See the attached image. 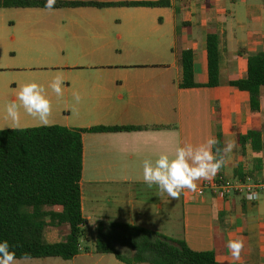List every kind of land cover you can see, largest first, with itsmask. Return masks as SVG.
<instances>
[{"label": "crops", "instance_id": "0c3cea01", "mask_svg": "<svg viewBox=\"0 0 264 264\" xmlns=\"http://www.w3.org/2000/svg\"><path fill=\"white\" fill-rule=\"evenodd\" d=\"M45 1V0H43ZM168 1L169 7H128ZM78 7L0 8V131L59 126L81 134L80 205L88 241L70 260H17L18 264H123L93 253L98 223L127 224L212 252L224 264H264V192L256 202L187 189L178 199L149 188L142 164L179 146L221 139L224 164L208 180L264 183V100L251 114L249 96L228 83L246 75L250 55L264 54V0H57ZM87 4L103 7L87 6ZM85 5V6H82ZM219 40L220 85L207 82L206 38ZM193 54L194 88L179 87L177 49ZM63 79L62 95L49 87ZM37 82L52 103L47 124L20 109L18 127L4 107L21 86ZM74 94L80 97L79 102ZM256 126L262 149L242 150L238 135ZM115 129L92 132V129ZM253 172L252 175L251 172ZM251 176V177H250ZM145 192V195L142 193ZM58 211V209H55ZM65 228L45 239L61 242ZM243 241L239 259L227 248Z\"/></svg>", "mask_w": 264, "mask_h": 264}, {"label": "trees", "instance_id": "16d2710c", "mask_svg": "<svg viewBox=\"0 0 264 264\" xmlns=\"http://www.w3.org/2000/svg\"><path fill=\"white\" fill-rule=\"evenodd\" d=\"M43 0H0V8H44ZM94 4H87V6ZM168 1L133 4L128 7H169ZM85 6V5H82ZM78 7L56 2L54 9ZM94 7H103L94 5ZM180 69L179 87H197L193 82V54L177 49ZM207 82L204 87L220 85L219 40L215 33L206 38ZM229 87L249 96L251 114L259 112L264 100V54L250 55L244 78L231 81ZM115 129L98 128L92 132ZM59 126L0 131V240H7L17 260L75 257L81 243L88 241L86 221L80 205L82 171L81 134ZM217 147L222 150L221 139ZM240 149H262L261 131L252 127L236 138ZM223 158V152L219 153ZM255 170L251 172L253 174ZM251 177V176H250ZM58 209V211H55ZM65 228L61 242L50 244L45 234ZM97 255H112L123 264H224L212 252H194L182 241L167 238L145 228L118 223H98L92 246Z\"/></svg>", "mask_w": 264, "mask_h": 264}, {"label": "clouds", "instance_id": "9594fccd", "mask_svg": "<svg viewBox=\"0 0 264 264\" xmlns=\"http://www.w3.org/2000/svg\"><path fill=\"white\" fill-rule=\"evenodd\" d=\"M57 0H45L44 8L54 11ZM63 79L56 76L49 87L57 95H62ZM16 99L19 101H8L5 104V119L13 126L18 127L21 120L20 109L24 113L42 124H47L52 111V103L46 94L43 85L37 82L26 83L21 86ZM74 99L79 102L80 97L74 94ZM219 141L210 136L204 143L193 146L191 144L177 147L173 155L167 153L160 154L155 160L145 159L142 164L143 181L151 188L155 185L161 192H165L169 197L178 199L183 191L199 194L198 181L208 180L220 171L224 160L219 153H227L234 148L233 143H229L223 150L217 147ZM260 193L249 191L245 199L257 200ZM227 248L231 251L234 258L239 259L240 250L243 248V241L229 240ZM0 264H18L15 251L10 250L7 240H0Z\"/></svg>", "mask_w": 264, "mask_h": 264}, {"label": "built area", "instance_id": "2783aa9c", "mask_svg": "<svg viewBox=\"0 0 264 264\" xmlns=\"http://www.w3.org/2000/svg\"><path fill=\"white\" fill-rule=\"evenodd\" d=\"M208 190L210 193L216 197L225 198L231 195L242 196L246 203L252 204L257 200L249 201L245 199L246 194L249 191L254 192H264V183H243L240 181H222L219 178H215L211 181H206L203 183L200 189H198V196L203 195L204 191ZM197 195V194H196ZM80 249V248H79Z\"/></svg>", "mask_w": 264, "mask_h": 264}, {"label": "rangeland", "instance_id": "374dc122", "mask_svg": "<svg viewBox=\"0 0 264 264\" xmlns=\"http://www.w3.org/2000/svg\"><path fill=\"white\" fill-rule=\"evenodd\" d=\"M142 195H145V192L144 193H142ZM261 196V195H260Z\"/></svg>", "mask_w": 264, "mask_h": 264}]
</instances>
